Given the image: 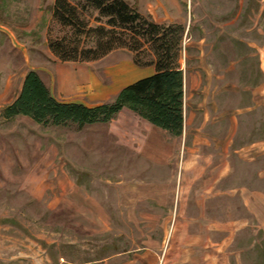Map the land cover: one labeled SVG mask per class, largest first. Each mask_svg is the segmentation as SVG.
Wrapping results in <instances>:
<instances>
[{
    "label": "rangeland",
    "instance_id": "rangeland-1",
    "mask_svg": "<svg viewBox=\"0 0 264 264\" xmlns=\"http://www.w3.org/2000/svg\"><path fill=\"white\" fill-rule=\"evenodd\" d=\"M124 1L184 28L187 130L209 143L195 151L183 132L130 140L120 118L81 130L4 118L30 70L60 100L89 105L138 75L122 66H135L131 53L116 50L73 64L99 88L72 90L67 78L61 94L57 73L72 62L47 46L68 33L54 0H0V264H264V0ZM222 114L232 121L210 122ZM253 144L255 154L242 152Z\"/></svg>",
    "mask_w": 264,
    "mask_h": 264
},
{
    "label": "trees",
    "instance_id": "trees-1",
    "mask_svg": "<svg viewBox=\"0 0 264 264\" xmlns=\"http://www.w3.org/2000/svg\"><path fill=\"white\" fill-rule=\"evenodd\" d=\"M96 13L97 26L86 16ZM52 18L68 33L50 39L49 51L61 62L89 63L116 50H127L140 68L154 73L122 88L110 102L88 107L55 100L36 71L26 73L20 93L2 110L6 119L24 116L41 125L109 123L127 109L176 138L183 129V72L179 67L184 28L161 25L124 0H54Z\"/></svg>",
    "mask_w": 264,
    "mask_h": 264
},
{
    "label": "crops",
    "instance_id": "crops-1",
    "mask_svg": "<svg viewBox=\"0 0 264 264\" xmlns=\"http://www.w3.org/2000/svg\"><path fill=\"white\" fill-rule=\"evenodd\" d=\"M114 52V51H113ZM112 53V52H111ZM111 53H109L107 56H105L104 58H102V59H100V60H98V61H101V60H104L106 57H108V56H110V54ZM73 64H75V63H72V64H69V63H65V65H66V68H65V70L64 71H60V72H58L57 74H59L58 75V77H59V87H60V90L61 91H63V93H61V94H63V95H67L69 92H67V91H64L63 90V85H64V82L67 80V78H73V81L75 82V84H73L72 85V90H73V88H76L78 85L80 86L81 84H85V82H92L97 88H99L100 87V82H99V79L96 77V76H94L92 73L90 74V73H88V71H85V69L84 68H81V67H79V68H75V65H73ZM122 66H124L125 68L127 67L128 69H129V71H130V69H131V71H132V73H135L136 75H138V77L136 78V79H134V80H132V81H130V82H127L126 84H124V86L123 87H121V88H113V86H112V88H110L109 90H111V91H109L108 92V94H110V95H112V94H116L117 95V93L122 89V88H124L125 86H127V85H129V84H132V83H134L135 81H137V80H139V79H142V78H145V77H147V76H150V75H152L153 73H154V70H153V67H147V68H144V70L143 71H141L140 70V68L139 67H135V66H132L131 67V65H122ZM146 70H152V72L151 73H149V74H147V75H142V74H144V72L146 71ZM182 70V69H181ZM183 72V71H182ZM74 76L75 77H78L79 79L78 80H74ZM127 74L126 73H124V75H123V78H124V80L126 81L127 80ZM61 84V85H60ZM75 85V86H74ZM74 86V87H73ZM184 86H185V84H184V76H183V98H184ZM185 88H186V86H185ZM71 90V89H70ZM50 91V90H49ZM51 93V95L53 96V98L55 99V100H57V101H59V102H63V103H81V104H83V105H85V106H88V107H93V106H96V105H99V103L98 104H94V105H89V104H87V103H85L84 101H82V100H78V101H67V100H60L59 99V97L61 96L59 93L57 94L58 96H55V94L53 93V92H50ZM184 102V101H183ZM196 109H202L201 108V106L200 107H196ZM196 109H194V111H196ZM124 111H128V112H130L129 114L130 115H124V116H122L121 114H122V112H124ZM128 114V113H127ZM192 115H194V114H191V115H189L188 117L186 116V110L184 111V105H183V129H182V132L183 133H185V135L186 134H193L194 135V138H193V142L195 143H193V146H194V149L193 150H195L196 151V146H198L197 144H199L200 142H204V143H209L208 142V140H203V141H201V138L198 136V134L196 133V131H190V132H188V130H187V127H189V124L190 123H188V122H191V116ZM123 117V118H122ZM116 118H120L119 119V123H120V127H121V129L122 130H120L121 131V133H127V131L129 130L130 131V133H129V136H130V140H134V139H139L140 138V136H142V138H144V140H153V138H154V136L152 135L153 133L154 134H158V135H161L162 137L163 136H166V139H170V137H169V135H167L164 131H162V130H160V129H158V128H156V127H153L152 125H150L148 122H146V121H144L143 119H141V118H139L137 115H135L134 113H132L131 111H129V110H127V109H123V110H121L116 116H115V118L113 119V120H111L110 122H113ZM190 120V121H189ZM223 120H226V121H228L229 120V122H231L232 121V118H230V119H228V114H222V115H218V116H213V117H211L210 118V122H212L213 124H217V123H221V121H223ZM127 121H129L130 123H129V125H128V127L127 126H125V123H127ZM133 121L136 123L135 125H133V126H131V124L133 123ZM109 122V123H110ZM109 123H105V124H109ZM126 128H127V130H126ZM142 131H144V133L145 134H140V132H142ZM147 131V132H146ZM188 132V133H187ZM131 133H134V134H131ZM136 133V134H135ZM135 135V136H134ZM152 135V136H151ZM205 138H207V137H205ZM210 138H211V136H210ZM200 145V144H199ZM256 145V144H255ZM254 144L253 145H251V147H246L245 149H242V152L244 151V152H246L247 154H249V153H251V154H255L256 153V151H255V148H256V146H255ZM214 146V145H213ZM184 148H186V150H188V151H190V149H189V147L187 148V146L185 147V145H184ZM226 148H227V146H226ZM225 148V149H226ZM167 160H168V158H165V157H163L162 156V161L161 162H167ZM195 160V162H196V159H194ZM184 166H185V162L184 163H182Z\"/></svg>",
    "mask_w": 264,
    "mask_h": 264
}]
</instances>
